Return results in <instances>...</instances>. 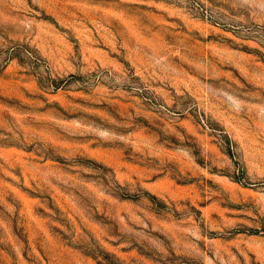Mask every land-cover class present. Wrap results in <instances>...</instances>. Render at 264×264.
Wrapping results in <instances>:
<instances>
[{
    "label": "rangeland",
    "instance_id": "1",
    "mask_svg": "<svg viewBox=\"0 0 264 264\" xmlns=\"http://www.w3.org/2000/svg\"><path fill=\"white\" fill-rule=\"evenodd\" d=\"M0 264H264V0H0Z\"/></svg>",
    "mask_w": 264,
    "mask_h": 264
}]
</instances>
